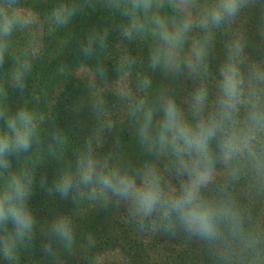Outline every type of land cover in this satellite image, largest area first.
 <instances>
[{
    "label": "clouds",
    "instance_id": "obj_1",
    "mask_svg": "<svg viewBox=\"0 0 264 264\" xmlns=\"http://www.w3.org/2000/svg\"><path fill=\"white\" fill-rule=\"evenodd\" d=\"M255 0H102L111 14H118L121 40L151 39L147 69H159L164 76L175 78L186 74L196 86L185 99L186 109L167 89L157 91L149 103L145 96L134 97L122 82L136 64L125 49L114 65L117 73V97L126 102L128 116L136 127V135L144 151L166 161L164 171L175 183L167 182L161 169L145 163L134 172L109 165L108 159H97L87 145L79 152L76 167L64 170L53 189L67 197L75 188L89 190L90 198L107 200L109 193L126 202L134 216L152 219L165 230L179 228L189 237L205 241L223 259L231 241L239 239L251 248L255 241L245 236L237 205L228 195L217 196L214 187L218 167L231 180L245 173L264 186V63L247 62L245 44L239 37L226 48L225 59L219 66L215 92L205 83L209 75L208 55L213 43V29L232 21L242 9ZM167 4L171 15L161 14ZM12 4L0 5V65L7 49L6 38L14 28L26 27L30 16L13 10ZM78 9L60 4L51 13L57 27L67 25ZM199 30L202 35L189 34ZM109 29L90 30L80 44L85 58H92L108 48ZM30 70L25 62L12 70L11 79L23 90L24 76ZM94 76L108 84L107 70L98 64ZM137 91L146 93L152 86L149 75L136 74ZM0 96L6 93L0 88ZM103 103L95 102L93 112H100ZM158 117V118H157ZM5 130H0V169L11 167L8 157L27 152L39 142L36 115L27 107L8 115L0 108ZM53 139L63 145L64 137L53 131ZM33 178L26 170L10 173L0 187V240L5 259L15 258L17 243L30 241L34 235V216L28 206ZM223 191V189H221ZM81 195L83 193L81 192ZM11 225V229H9ZM49 239H59L68 246L73 243L71 222L66 217L53 221L47 233ZM48 246L46 245V250Z\"/></svg>",
    "mask_w": 264,
    "mask_h": 264
},
{
    "label": "trees",
    "instance_id": "obj_2",
    "mask_svg": "<svg viewBox=\"0 0 264 264\" xmlns=\"http://www.w3.org/2000/svg\"><path fill=\"white\" fill-rule=\"evenodd\" d=\"M9 3L12 4L10 11L18 10L26 17L30 12L32 19L26 27H15L6 38L7 49L0 65V88L6 93V99L0 96V108H4L8 115L15 114L22 107L32 111L37 117L39 142L34 140L27 152L8 157L11 164L8 170L0 169V187L10 173L26 169L32 175L28 206L35 220L32 239L17 243L14 259H5L0 245V264H264V186L249 173L233 181L218 167L214 192L217 196L226 194L231 197L240 213L245 236L255 241L251 248L245 247L239 239L231 241L228 255L223 259L205 241L189 237L179 228L168 231L154 224L152 219L141 223L126 202L118 201L110 193L105 200L99 196L90 198L87 188L80 191L74 188L66 198L54 191L53 185L59 175L69 167L75 170L77 155L87 145L91 146L97 159L109 158L110 166L133 172L147 163L152 155L139 151V140L131 144L133 151L128 153L123 142L126 138L120 145L103 148L102 134L108 127L104 114L113 112L114 103L116 108H120L121 103L102 100V111L93 112L94 94L92 91L86 93L80 81L83 78L73 73L82 64L94 69L100 64L107 70L110 82L117 74L114 65L118 60L110 64L112 58L109 59L105 52L92 58L82 56L80 44L87 37L84 36L87 29L82 6L87 1L0 0V5ZM60 4L75 6L78 11L67 25L57 27L51 13ZM100 16L103 19L101 13ZM238 19L239 38L248 52L247 62L264 63V0H255L242 9ZM237 22L233 20V24ZM92 23L94 27L102 28L98 21ZM111 41L108 37V48H113ZM128 52L136 60L131 70L135 80L138 72L149 75L145 55L130 48ZM25 62L30 65V70L26 72L25 86L20 90L15 87L11 74L18 64ZM221 63L222 59L213 60L212 69L217 70ZM154 87L153 80L150 92L140 93L135 85L133 96L139 98L143 95L150 99ZM103 92L109 95L110 90L104 88ZM214 92L215 85L210 95ZM0 130H5L3 119H0ZM53 131L63 135V145L53 139ZM126 134L129 136V132ZM134 162L137 164L133 165ZM164 165L162 173L165 172ZM59 217H66L71 222L74 242L71 246L74 249L71 247L70 251L66 242L49 239L47 235L53 221ZM3 238L4 233L0 232V240Z\"/></svg>",
    "mask_w": 264,
    "mask_h": 264
},
{
    "label": "rangeland",
    "instance_id": "obj_3",
    "mask_svg": "<svg viewBox=\"0 0 264 264\" xmlns=\"http://www.w3.org/2000/svg\"><path fill=\"white\" fill-rule=\"evenodd\" d=\"M87 1V4L82 6V13L85 17V26H86V32L85 35H88L90 30L93 29L95 24L98 21L101 25V27H107L109 31V38L112 39L111 42H113V48L110 46L105 51V54L108 56L109 59H111L110 64L115 63V61L119 60L121 58V55L125 49L128 50H135L138 53H142L145 55L144 57V63L146 65V70L149 71V77L151 78V81L154 80V92L152 97L150 96V99L147 97V100L149 103H151L158 90L160 89H167L174 93L175 97H177V103L182 107L186 109V105L184 103L185 99L189 96L190 92L194 89L196 86V82L188 79L186 74H181L173 77H166L164 74L157 69L155 72L150 71L147 69L148 64V56H149V45L151 44V39H140L137 38L136 40L132 42L123 41L120 38L118 26L122 22L121 17L116 14L113 15L109 11H107L103 5L102 0H85ZM201 3H204V0H201ZM85 4V2H84ZM29 10V9H28ZM29 14L27 16H30L32 19V14L28 12ZM103 16L102 17L100 16ZM161 14L164 15H171V11L168 8L167 4L165 5V8L161 10ZM239 14L233 19L234 21H238L236 24H233V20L230 22H226L225 24L221 25L219 28L213 29V43L210 47L209 55H208V69H209V75L205 80V83L207 84L210 93L212 91V87L215 85L216 80L218 79L217 72L219 68L216 70L215 68L212 69L211 64L213 60L215 61H221L225 59L226 55V48L227 45L234 40L235 38L239 37L241 31L239 26ZM92 18V19H91ZM81 20V18H80ZM96 20V21H95ZM202 33L194 29L189 34V43L185 44V52L188 51L190 47V41L193 37H200ZM245 51V56H247V51ZM106 56V57H107ZM94 68L85 64H82L75 68L74 73L75 75H78L79 77L83 78L80 79L82 81V86L85 92H91L95 96V101H110V102H118L120 101L121 107L116 108L117 104H115V109H113V112L111 113H105L104 116L106 118L104 119L105 125L108 126L107 129L104 130V134H102V138L104 140V147L103 148H110L112 144L120 145L122 144L123 138H126V140H123L124 145L126 147V151L129 153L133 151V145L135 141L139 140V137L136 135V127L132 124L130 117L128 116V112H125L127 110L126 102L121 101L117 95L116 92L118 90V82H117V74L115 78L112 79L108 84L103 83L100 79L94 76L93 74ZM131 72L129 75L125 77V79L122 82L123 85H125L133 95V87L137 85V81L135 80L134 75ZM104 88H108L110 90L109 95L106 93L104 94L103 90ZM96 89V92H93V90ZM86 92V93H87ZM150 92V89H149ZM97 93L99 94L98 96ZM89 94V93H88ZM87 94V95H88ZM90 98V97H89ZM158 118V117H157ZM110 127L112 129H110ZM127 132H129V136H126ZM129 137V139H127ZM131 146V147H130ZM125 151V154H126ZM140 152H145L142 147L139 149ZM111 152V151H109ZM137 153V152H136ZM141 155V153H139ZM109 159V158H108ZM150 164L157 165L160 169H162L163 165L166 163L163 159H157L155 156L152 155L150 160L147 162ZM136 165L137 163H133V165ZM143 164V163H142ZM162 171V170H161ZM164 179L167 182L175 183V179L172 175H170L167 172L163 173ZM264 208V207H263ZM111 211V210H110ZM118 210H115L116 212ZM147 238V236H146ZM74 245V242L71 244ZM78 245V244H75ZM68 246V245H67ZM73 248V246H69L68 249L70 251V248ZM155 258H158L157 256ZM151 259V258H150Z\"/></svg>",
    "mask_w": 264,
    "mask_h": 264
}]
</instances>
